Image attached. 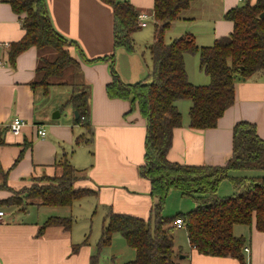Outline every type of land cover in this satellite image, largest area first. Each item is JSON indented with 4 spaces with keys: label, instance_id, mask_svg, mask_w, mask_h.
I'll use <instances>...</instances> for the list:
<instances>
[{
    "label": "crops",
    "instance_id": "obj_1",
    "mask_svg": "<svg viewBox=\"0 0 264 264\" xmlns=\"http://www.w3.org/2000/svg\"><path fill=\"white\" fill-rule=\"evenodd\" d=\"M120 1L130 2L139 15H149L148 24L133 33L136 37L132 51L114 46L115 18L111 4L104 0H46L56 30L77 43L69 48L80 62L76 82L86 83L91 89L92 129L88 130L75 122V110L67 103L73 90L71 81L75 80L69 83L65 76L61 84L48 88L35 85L41 53L36 46L22 51L12 62V43L25 35L24 14L15 12L9 0H0V170L7 172L8 185L19 189L29 186L34 177L60 175L63 169L60 163L67 158L80 170L75 186L93 189L92 194L69 206L47 205L30 199L32 203L25 210L8 211L0 207L7 212L6 221L0 224V264H101L102 252L94 262L99 240L91 239L92 221L78 224L74 219L78 217L76 206L86 204L88 213L101 211L102 225L109 208L145 219L152 214L151 182L140 174L145 162L146 120L138 109L131 111L129 100L108 96L111 60L90 62L114 53V67L128 83L147 79L152 70L149 46L154 41L156 25L160 24L153 17L155 0ZM246 1L193 0L172 20L165 40L171 42L181 35L192 34L198 45H211L233 32L234 21L227 19L225 13ZM193 60L196 69L190 67ZM185 62L193 83L210 82V77L200 68L199 54H186ZM178 106L183 113V125L173 131L168 158L183 164L224 165L233 153V128L237 122L255 123L264 139V70L236 81L235 101L215 127H190L191 101L180 100ZM56 110L60 116L54 118ZM15 118L24 121L18 134L10 130ZM39 128L46 130L45 136L39 134ZM222 184L219 189L223 188ZM171 192L174 196L181 194L178 190ZM9 193L0 188V199ZM53 215L72 216L71 229L48 226L39 234L47 218ZM175 228L179 227L175 225ZM233 231L246 240L243 248L246 264H264V231L256 227L255 221L250 225L235 224ZM77 244L78 249H74ZM179 249L184 259L179 264H243L230 255L200 253L190 242L186 251L182 252L181 245ZM133 251L134 258L136 251ZM116 258L113 255V260Z\"/></svg>",
    "mask_w": 264,
    "mask_h": 264
},
{
    "label": "trees",
    "instance_id": "obj_2",
    "mask_svg": "<svg viewBox=\"0 0 264 264\" xmlns=\"http://www.w3.org/2000/svg\"><path fill=\"white\" fill-rule=\"evenodd\" d=\"M114 9V46L135 49L132 34L140 26L139 11L128 1L104 0ZM193 0H155L156 25L153 43L149 46L152 70L148 80L124 82L114 67L115 54L90 62L111 60L112 80L106 91L111 98L129 100L131 111L138 109L146 120L145 162L140 174L151 182L154 199L148 219L108 209L98 253L112 243L115 234L122 235L135 249V258L124 264H175L173 230L177 218L184 220L188 239L200 253L233 256L246 264L243 248L245 238L234 234L235 224H252L264 231V139L255 123L242 120L233 128V153L224 165H197L173 162L168 158L173 131L183 125V113L178 101H191L189 126L208 129L218 124L219 118L235 101L238 79L249 78L264 70V0H251L225 13L234 21V30L211 45L200 46L192 34L165 40L172 20L179 17ZM12 8L22 17L25 35L12 43L10 57L31 46L40 50L35 85L48 88L63 82L67 72L79 69L80 62L70 52L76 41L67 39L54 27L46 0H9ZM186 54H199L200 68L210 77L207 84H195L186 69ZM67 103L79 112L75 122L88 130L91 122V89L86 83L72 85ZM60 175L34 177L29 186L14 189L7 183V172L0 170V188L24 194V199H36L42 204L69 206L75 200L93 193L88 187H76L80 170L67 158L61 163ZM250 172V173H249ZM229 179L235 187L231 195L221 196L219 187ZM172 190L191 197L194 207L173 216L164 213ZM19 197V196H18ZM15 195L0 199V207L20 204ZM72 216H49L39 234L48 226L70 230ZM174 223V224H173ZM78 245L74 249H78Z\"/></svg>",
    "mask_w": 264,
    "mask_h": 264
},
{
    "label": "rangeland",
    "instance_id": "obj_3",
    "mask_svg": "<svg viewBox=\"0 0 264 264\" xmlns=\"http://www.w3.org/2000/svg\"><path fill=\"white\" fill-rule=\"evenodd\" d=\"M135 37L136 36L133 34V38H135ZM140 44L143 47L145 42L142 41ZM139 48H141V47H139ZM149 54H150V51H149ZM195 65H196V60H193V62H191L190 67H195V69H196ZM73 70L74 69L72 68L69 72H67L66 79H68L69 83L71 80H75V81H71V82H73L72 84L79 83V82H76V79H78L77 74L80 73V70L78 68L75 69L74 71ZM71 71H73V72L71 73ZM150 79L151 78L149 77L148 80H150ZM65 112L66 111H64V113ZM222 183L223 184L221 187H223V188L219 189V194L221 196L231 195L234 193L235 187L229 179H224L222 181ZM224 183H226V184H224ZM230 186H231V188H230ZM9 191H11V190H9ZM171 193L168 196L170 203L167 204V202H166V204H165L166 206H165L164 213L166 215L173 216L180 211L186 212V211H188L194 207L195 203L191 197H182V196H180L181 194L179 196H174V194H171ZM13 195H15L17 198H19L21 202H20V204H17L11 208L10 207H4L8 211L10 209H14V208L15 209L22 208L23 210H25L32 203L30 199H27V198L24 199V194H22V193H15L14 191H11V194L10 193L8 194L9 197L13 196ZM177 198H179V199H177ZM167 201H168V199H167ZM82 203H86V202H82ZM0 209H3V208H0ZM75 210H77L76 216H78V217H76L74 219H76L78 221V224L82 223L83 220L86 221L87 224H90L92 221L93 227H92L91 239L96 240V241L99 240V238L101 236L102 228H103V225H102L103 219L100 216L101 211H99L97 214H95L93 212L88 213V209L86 207V204L83 205L82 207L76 206ZM184 228L176 229L174 227V230H173L174 239L177 242V244L175 246L176 254L174 256L175 264H179L180 261L184 260V259H181V256L179 254V252H180L179 245L183 246L182 252H184L188 249L189 239H188V235H187V230ZM130 251H132V252H130ZM101 252H102L101 253L102 254L101 255V259H102L101 264H110V262H112L111 264H124L128 260L133 259L132 254H134L133 248H131L127 244L125 238L120 234H115L113 237L112 243L109 246L104 247L103 250H101ZM113 255H116V257H117L114 260H113ZM129 256H132V257H129ZM135 256H136V254L134 255V258H135Z\"/></svg>",
    "mask_w": 264,
    "mask_h": 264
},
{
    "label": "built area",
    "instance_id": "obj_4",
    "mask_svg": "<svg viewBox=\"0 0 264 264\" xmlns=\"http://www.w3.org/2000/svg\"><path fill=\"white\" fill-rule=\"evenodd\" d=\"M149 15L147 13H141L139 15V26L144 27L148 24ZM24 125V121L20 118H15L12 123L10 124V130L14 134L20 133L22 130V126ZM39 134L41 136L46 135V130L43 128H39ZM7 212L4 209H0V224L6 221ZM175 225L179 228L185 227L184 220L182 218H177L175 221ZM247 251L249 250L248 247L245 248Z\"/></svg>",
    "mask_w": 264,
    "mask_h": 264
},
{
    "label": "water",
    "instance_id": "obj_5",
    "mask_svg": "<svg viewBox=\"0 0 264 264\" xmlns=\"http://www.w3.org/2000/svg\"><path fill=\"white\" fill-rule=\"evenodd\" d=\"M261 16H262V17L264 16V12L261 14ZM74 113H75V117L78 118V117H79V112H78L77 110H75ZM59 116H60V111H59V110H56V111L54 112V114H53V117H54V118H57V117H59ZM182 256H184V255H182Z\"/></svg>",
    "mask_w": 264,
    "mask_h": 264
}]
</instances>
